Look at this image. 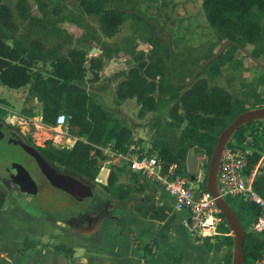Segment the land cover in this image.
<instances>
[{"label":"trees","instance_id":"obj_1","mask_svg":"<svg viewBox=\"0 0 264 264\" xmlns=\"http://www.w3.org/2000/svg\"><path fill=\"white\" fill-rule=\"evenodd\" d=\"M74 1L77 2L83 15L97 17L99 31L106 38L115 36L127 18L142 22V25L150 30L147 43L151 48L148 53L128 47L121 55L116 47L101 44L96 31L89 24L83 21L74 22L83 31L78 40L79 44L85 45L91 42L100 44L99 57L92 59L89 63L92 81L98 80V72L103 67L104 59L128 57L131 62L128 70L113 75L114 78L123 77V80L116 86V99L118 101L135 99L140 108L139 116L147 112L163 113L166 106L172 103L166 113L169 121L161 130L165 137H156L153 140V146L159 148V154L156 155L165 166L177 164L179 172L186 174V154L191 148L195 152L203 153L209 159L220 133L239 114L248 109L234 100L225 89L219 86L209 87L208 81L202 78V75L205 73L212 76L219 75L221 66L233 59L234 52L239 51L238 48L230 45L223 54L202 70L191 85L177 87L172 84L168 69L169 49L158 37L157 29L135 14L140 13L135 8L136 2L118 0L115 7L116 0ZM15 9L18 19L26 22L29 29L16 40L12 33L19 31L18 24L9 6L4 3V0H0V40L12 39L13 41V46L0 44V84L10 89L28 86V96L36 99L40 104L41 122L47 127L55 126L56 117L59 114L63 113L67 116V135L74 139L71 148L57 149L50 144L36 146L30 139H26V143L34 147L50 166L62 173L82 178L92 187L99 173V160L103 159L100 149L110 145L114 151L126 154L133 143L131 131L113 118L111 112L95 100L94 95L86 91L87 52L83 48L68 49L65 54L61 52L66 45L72 44L73 39L58 26L62 19L54 17L57 14L56 7L50 13L45 12L44 6L40 5V17L32 15L29 0H17ZM201 9L208 26L216 37L213 46L226 41L235 42L241 47L247 44L260 46L264 43V0H201ZM125 11L131 12L126 13ZM142 15L157 24L166 38V32L162 26L154 19ZM36 28L40 29L46 37L53 39L54 45L51 48H46L39 39L31 38ZM20 38L27 41L28 48L22 46ZM219 50L220 48L207 54L203 62ZM251 54L255 58L259 57L257 53ZM32 62L40 63L41 67L49 64L52 71L43 76L37 70H31ZM200 64L192 69L185 68L177 71L176 57L173 55L175 82L189 81ZM153 129L159 132V124L155 123ZM174 130L179 131L177 137H174L171 132ZM255 133H258L261 138L263 146L259 151H262L264 120L240 127L227 145L241 147L244 140ZM92 153L94 157L91 156ZM258 158L259 155L254 153L249 159V164L253 165ZM206 166L208 167V163ZM115 179L116 174L112 169L107 178V186L103 188L114 199L123 200L130 198L132 193L141 192V190L122 187L115 189ZM205 183L201 185L203 189H206ZM254 187L262 197L257 177ZM6 198L7 190L0 185V208L4 205ZM226 201L241 222V214L258 213V209L252 204H236L230 199ZM105 204L106 201L101 197L94 196L91 208L94 213H99ZM139 212L149 219L157 220L161 218L163 208L154 205L152 197L145 196ZM221 217L223 222L218 226V230L228 234L230 230L222 215ZM218 238L220 241L216 244L230 247L223 259V264H231L232 237L224 235ZM263 238L264 231L257 235L245 229L243 243L245 264H256L261 257L263 250L261 239ZM209 241V239L204 240L207 250L211 247ZM31 246V244H26V247ZM54 249L65 255L72 253L71 249L63 245L54 246ZM164 254L174 264H181L179 259L169 256L166 252Z\"/></svg>","mask_w":264,"mask_h":264},{"label":"rangeland","instance_id":"obj_2","mask_svg":"<svg viewBox=\"0 0 264 264\" xmlns=\"http://www.w3.org/2000/svg\"><path fill=\"white\" fill-rule=\"evenodd\" d=\"M130 1L136 2L135 8L140 13L154 19L164 28L166 39L171 43L173 55L176 57L177 71H182L185 68H194L195 65L203 62L207 54L221 48L223 44L221 43L220 45L213 46L216 42V37L206 22L204 12L201 9V0ZM16 2L17 0H4V3L11 9L15 21L18 24L19 31L17 33H12L16 40H18V37H22L28 31L29 25L18 19L15 9ZM29 4L31 6V13L35 17H40L41 15L40 5L44 6L45 12L50 13L53 12V8L56 7L57 14L54 15V17L62 19V22L58 25L62 28H64L67 23H74L76 21H83L89 24L96 31L101 44L114 46V48L116 47L121 55L123 54V50L128 47H134L136 50H143L146 53H148L151 48L147 43L150 30L142 25L140 21L127 18L114 37L105 38L99 31L97 17L83 15L78 8L77 2L74 0H29ZM82 34L83 31L81 30V36ZM81 36L76 35V41L74 40L72 44L66 45L61 52L65 54L68 49L83 48L87 52L86 57L88 61L86 65H88L90 59L99 57L100 53L98 51H100V44L95 42L85 45L79 44L78 40ZM31 38L39 39L46 48H51L54 45L53 39L51 37H46L38 28L33 31ZM136 41H139V43ZM20 42L23 47L28 48V43L25 39L20 38ZM0 44L13 46V41L12 39L0 40ZM90 46L96 49L94 54L90 53ZM244 48L249 53H257L259 55L257 58L258 61L264 66V43L260 46L247 44ZM122 58L125 59V61H123V68L124 70H128L131 66V63L128 62L129 58ZM31 70H37L40 74L46 76L47 73L52 71V68L49 64L41 67L40 63L32 62ZM263 73L262 69L252 60L242 54V52L237 51L234 52L231 61H227L221 66L219 75L212 76L209 73H205L202 75V78L208 81L209 87L219 86L225 89L234 100H237L245 109L249 110L264 107ZM90 77L89 75V78ZM99 86L100 85H97V83H88L86 84V91L94 96H99L97 94V88ZM0 90L1 123L12 130L16 135L24 139H30L36 146L50 144L57 149L70 146L69 141L66 139L65 128L55 132L39 121L42 109L35 99L28 96V86L14 89V91L5 89ZM97 102L115 116L113 107L115 106L114 101L111 102L110 100V103L107 105L106 100L100 96ZM171 106L172 103L168 104L163 113L147 112L139 116V106L136 109V104L134 102H127L124 104L123 113H116V120L124 126H129L135 133L136 139L129 146L128 151L140 150L141 152H148L151 155L159 154V148L153 146V140L156 137H165V135L161 133V130L166 122L169 121L166 113ZM155 123L159 124V132L153 129ZM171 132L174 137L179 135V131L174 130ZM166 138H168V136H166ZM247 139L251 142L252 148L256 150H260V147L263 146L258 133L248 136ZM12 163L20 164L27 170L30 177L36 183L38 192L31 198H27L26 196H15L11 191L7 193L6 202L10 205L12 204L13 208L15 207L13 213L18 214V216L15 214L14 216L21 220L17 221V223L11 219L0 227V230L2 229L0 231V243L4 250L9 253V258H12V255L15 253L19 243L17 239L22 231L28 236H30V234H33V236L36 235L40 223V221L36 220V217L40 218L43 215L47 216L48 213H50L49 211L53 210L54 212L59 210L61 214L68 215L69 210H72V208L80 209L82 214L90 209L92 203V199L76 201L68 194L51 187L41 175L33 160L24 153V151L18 146L9 144L6 139H0V185L7 190L18 191L19 188L9 180V176L6 172L7 168ZM207 163L208 157L204 155V159L200 162L199 166V172H202V176L205 178L204 182H206L208 170L206 166ZM125 168L126 165L121 170ZM125 172L128 177H131V172L127 171V169ZM139 180L142 179L139 178ZM258 182L262 197L264 198V175L258 178ZM192 184L194 185L195 183L193 182ZM92 187L95 196L102 193V190L97 184H94ZM58 216L57 214H50L47 217L50 220H54ZM11 217H13V214H11ZM6 218L10 219L9 216H6ZM241 218L242 223L245 225L246 220L242 214ZM13 219L16 220L14 217ZM247 231L250 232V230ZM219 241L220 239L215 237L210 245L212 246ZM229 249L230 247L228 250ZM224 250L225 249H223V251ZM20 261L21 259L16 262L20 263Z\"/></svg>","mask_w":264,"mask_h":264},{"label":"crops","instance_id":"obj_3","mask_svg":"<svg viewBox=\"0 0 264 264\" xmlns=\"http://www.w3.org/2000/svg\"><path fill=\"white\" fill-rule=\"evenodd\" d=\"M62 29L72 37L73 41L76 35L81 36V29L74 23H67ZM93 48L90 46L89 50L92 51ZM113 60H103L97 81L89 78V75L91 76L89 64H85V81L86 84L100 85L97 88L99 96H94L96 101H99L100 96L106 100L107 105L110 100L114 101L113 118L116 119V113H123V106L127 102H134L136 109L139 105L135 99L124 101L116 99V86L123 77L114 78L113 75L124 70L125 59L121 58L119 64ZM128 62L131 63L130 60ZM118 66L123 70H119ZM0 89L14 91L1 84ZM125 127L131 131V140L134 141L136 136L133 129L127 125ZM66 139L70 143L68 148H71L74 140L70 137ZM100 151L103 159L99 160L100 169L94 184L102 190L98 196L105 200L106 204L99 213H94L90 206V209L82 214L78 208L69 210L68 215L61 214L59 210L55 211L56 213L54 210L49 211L47 216L59 215L54 220H50L46 215L36 217V220L40 221L36 235L28 236L22 231L12 258H9V253L0 243V264H174L164 252L179 259L181 264H223L228 252L227 246L214 244L207 250L205 239L194 238L185 226L188 218L186 210L175 209L171 198L161 187L152 182L139 180L138 175L129 171L125 154L114 151L110 145L101 148ZM91 156L94 157V154L92 153ZM125 165L126 168L121 170ZM112 169L116 174L115 189L122 187L141 190V192L132 193L130 198L123 200L111 197L103 188L107 186V178ZM126 169L132 173L131 177L127 176ZM261 175H264V169L259 172L257 178ZM10 191L15 196L27 197L20 190H7V193ZM145 196L152 197L153 204L163 208L160 219H149L139 212ZM14 209L12 204L5 201L0 208V227L11 219L16 222L21 221L14 216V214L18 216L13 213ZM26 244L32 246L26 247ZM57 245L71 249L72 253L65 255L55 251L54 246ZM19 259L21 261L17 263Z\"/></svg>","mask_w":264,"mask_h":264},{"label":"built area","instance_id":"obj_4","mask_svg":"<svg viewBox=\"0 0 264 264\" xmlns=\"http://www.w3.org/2000/svg\"><path fill=\"white\" fill-rule=\"evenodd\" d=\"M62 128H65L68 137L67 116L63 113L56 117L55 126L49 129L57 132ZM250 143L246 138L241 147H224L217 172V190L225 200L230 199L236 204L249 203L258 209V213H243L246 223L242 224L244 229L260 235L264 231V198L257 193L254 183L259 172L264 169V148L262 151L256 150ZM254 153L259 158L250 165L249 159ZM125 160L129 171L161 187L171 198L175 209L186 210L188 218L185 226L191 236L210 241L218 236H231L230 232L224 234L218 230L223 222L222 214L212 196L201 186L205 179L202 172L198 171L191 179L179 172L177 164L165 166L157 155L140 150L127 151ZM261 241L263 250L256 264H264V238Z\"/></svg>","mask_w":264,"mask_h":264},{"label":"water","instance_id":"obj_5","mask_svg":"<svg viewBox=\"0 0 264 264\" xmlns=\"http://www.w3.org/2000/svg\"><path fill=\"white\" fill-rule=\"evenodd\" d=\"M118 0L115 2V7L117 6ZM130 13L131 11H125ZM139 15L144 21L149 23L151 26L155 27L158 31V37L164 42V44L169 49V62L168 69L170 73L171 82L177 87H188L191 85L197 77H199L202 70L213 60L217 59L221 54L230 45H235L239 51L242 52L246 57L252 60L259 68L264 72V66L255 58L251 53L247 52L244 47L239 46L237 43L232 41H226L222 44L220 50L215 53L212 57L204 61L200 66L195 70L191 79L184 83H176L173 73V51L171 43L164 37L161 28L154 22L149 21L140 13H135ZM96 49L93 48L91 54H94ZM100 53V51H98ZM128 58V57H127ZM116 64H119L121 58L113 60ZM119 67V66H118ZM119 70L123 68L119 67ZM118 72V71H116ZM37 101V100H36ZM264 120V107L249 109L245 112L239 114L218 136V141L215 148L212 151L210 158L208 159V170L206 176V190L212 196L218 208L221 211V214L224 218V221L227 227L230 230L231 237L233 240L232 247V258L231 264H245L244 263V254H243V243L245 239V229L242 222L239 220L236 212L229 206L227 201L222 198L217 190V172L220 163V157L222 150L229 142L232 135L242 126L251 123ZM9 143H12L15 146H18L24 153H26L35 163L41 175L48 182V184L60 190L76 201H83L87 199H93L94 191L86 181L77 176H72L65 174L57 170L56 168L50 166L37 150L29 144L24 143L21 139H10ZM204 159V154L201 152H195L193 148L189 149L186 154L185 166L186 174L194 179V176L199 171L200 162ZM9 180L13 182L19 188V190L27 195V198L34 197L38 190L37 185L33 179L28 174L27 170L20 164L12 163L6 170Z\"/></svg>","mask_w":264,"mask_h":264},{"label":"flooded vegetation","instance_id":"obj_6","mask_svg":"<svg viewBox=\"0 0 264 264\" xmlns=\"http://www.w3.org/2000/svg\"><path fill=\"white\" fill-rule=\"evenodd\" d=\"M241 52V51H240ZM202 64V63H201ZM0 139H6L9 143V140L12 139H21L24 143H26V139L16 135L12 130L6 127L3 123L0 122ZM12 144V143H9ZM27 144V143H26ZM13 145V144H12Z\"/></svg>","mask_w":264,"mask_h":264}]
</instances>
